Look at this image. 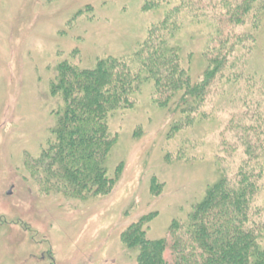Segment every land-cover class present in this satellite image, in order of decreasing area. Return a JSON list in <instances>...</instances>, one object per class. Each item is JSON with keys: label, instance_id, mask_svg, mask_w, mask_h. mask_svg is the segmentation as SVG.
Listing matches in <instances>:
<instances>
[{"label": "rangeland", "instance_id": "1", "mask_svg": "<svg viewBox=\"0 0 264 264\" xmlns=\"http://www.w3.org/2000/svg\"><path fill=\"white\" fill-rule=\"evenodd\" d=\"M147 1L0 0V264H137L121 240L128 226L148 216L146 236H166L211 184L238 170L261 173L249 219L264 222V50L244 51L245 66L220 73L186 118L154 102L150 81L114 110L107 174L119 176L109 192L66 195L36 183L33 163L56 121L50 88L60 62L130 57L178 8L169 40L193 54L182 65L203 80L204 24L190 22L183 0L144 10Z\"/></svg>", "mask_w": 264, "mask_h": 264}, {"label": "trees", "instance_id": "2", "mask_svg": "<svg viewBox=\"0 0 264 264\" xmlns=\"http://www.w3.org/2000/svg\"><path fill=\"white\" fill-rule=\"evenodd\" d=\"M183 1L190 22L204 24L207 30L201 53L206 61L203 80L193 82L182 65L185 60L190 67L193 54H184L179 43L169 40L180 27L173 16L178 8L150 27L130 57H103L92 67L60 62L50 88L59 98L56 121L33 163L37 184L66 195L109 192L119 176L118 170L114 178L107 174L114 142L108 118L114 110L131 103V95L150 81L154 102L186 118L203 104L206 88L220 73L239 62L245 66V55L264 50V0ZM159 2L148 0L143 9L158 7ZM263 165H258L260 172ZM260 177L254 169L238 170L234 179L221 175L184 217L171 223L166 236L148 238L144 216L123 231L121 240L137 252V264H264V222L249 219Z\"/></svg>", "mask_w": 264, "mask_h": 264}]
</instances>
